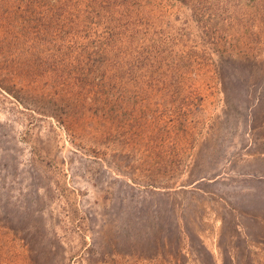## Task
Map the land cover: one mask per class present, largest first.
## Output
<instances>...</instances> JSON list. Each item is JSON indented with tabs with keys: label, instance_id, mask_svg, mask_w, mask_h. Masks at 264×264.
<instances>
[{
	"label": "rangeland",
	"instance_id": "obj_1",
	"mask_svg": "<svg viewBox=\"0 0 264 264\" xmlns=\"http://www.w3.org/2000/svg\"><path fill=\"white\" fill-rule=\"evenodd\" d=\"M0 264H264V0H0Z\"/></svg>",
	"mask_w": 264,
	"mask_h": 264
}]
</instances>
